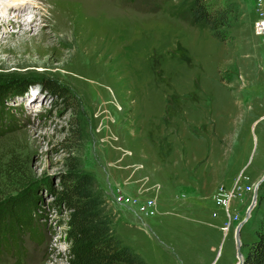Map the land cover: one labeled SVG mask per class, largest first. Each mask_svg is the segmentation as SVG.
I'll list each match as a JSON object with an SVG mask.
<instances>
[{
	"label": "rangeland",
	"instance_id": "1",
	"mask_svg": "<svg viewBox=\"0 0 264 264\" xmlns=\"http://www.w3.org/2000/svg\"><path fill=\"white\" fill-rule=\"evenodd\" d=\"M104 2L68 56L0 53V84L26 87L5 103L17 128L0 125V208L31 191L40 201L39 238L2 241L0 264H68L69 211L54 191L77 172L148 264H237L256 191L244 252L264 220V0H231L230 41L193 22L194 0Z\"/></svg>",
	"mask_w": 264,
	"mask_h": 264
},
{
	"label": "trees",
	"instance_id": "2",
	"mask_svg": "<svg viewBox=\"0 0 264 264\" xmlns=\"http://www.w3.org/2000/svg\"><path fill=\"white\" fill-rule=\"evenodd\" d=\"M226 1V4H217L214 0H194L190 8L193 22L207 25L215 38L221 41L235 38L229 29L233 20L239 21L236 4L231 0ZM43 82L45 91L61 99L67 98L65 88L56 81L48 79ZM16 86L0 84V125L7 128L14 125L11 130L17 128L16 119L5 103L18 98L26 88L19 85L16 89ZM94 180L88 173H68L61 189L54 191V205L63 206L69 211L68 264H148L141 253L126 243L117 232L114 216L108 210L104 194ZM39 202L36 193L31 191L4 203L5 207L0 208V244L2 241L7 244L11 241L13 245L20 234L39 238ZM256 233L257 238L246 244L244 264H264V220Z\"/></svg>",
	"mask_w": 264,
	"mask_h": 264
},
{
	"label": "bare ground",
	"instance_id": "3",
	"mask_svg": "<svg viewBox=\"0 0 264 264\" xmlns=\"http://www.w3.org/2000/svg\"><path fill=\"white\" fill-rule=\"evenodd\" d=\"M104 5V0H29L27 5L24 0H0V53L39 59L59 51L68 56L67 50L75 49L70 44L87 39L90 17L100 25ZM110 6L114 16V5ZM6 39L15 40L14 46L6 45Z\"/></svg>",
	"mask_w": 264,
	"mask_h": 264
},
{
	"label": "water",
	"instance_id": "4",
	"mask_svg": "<svg viewBox=\"0 0 264 264\" xmlns=\"http://www.w3.org/2000/svg\"><path fill=\"white\" fill-rule=\"evenodd\" d=\"M263 179H264V177H263ZM256 202H257V191L255 192V195H254V198H253V202L251 203V205L249 207V210L247 212L246 217L239 223L237 231H236V241H237V245H238V255H239V258H240V260H239V262L237 264H244V261H245V257L246 256H245V252L242 249L243 242L241 240V230H242L243 225L245 224V222L249 218L250 213H251L253 207L255 206Z\"/></svg>",
	"mask_w": 264,
	"mask_h": 264
},
{
	"label": "built area",
	"instance_id": "5",
	"mask_svg": "<svg viewBox=\"0 0 264 264\" xmlns=\"http://www.w3.org/2000/svg\"><path fill=\"white\" fill-rule=\"evenodd\" d=\"M255 31L258 35H263L264 36V17L260 18L259 20H257V22L255 23ZM146 204H155L156 201L155 199L153 200V198H146L144 201Z\"/></svg>",
	"mask_w": 264,
	"mask_h": 264
}]
</instances>
